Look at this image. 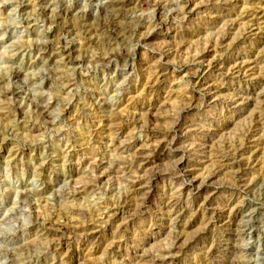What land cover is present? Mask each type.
Masks as SVG:
<instances>
[{"label":"rangeland","instance_id":"rangeland-1","mask_svg":"<svg viewBox=\"0 0 264 264\" xmlns=\"http://www.w3.org/2000/svg\"><path fill=\"white\" fill-rule=\"evenodd\" d=\"M107 2L0 0V264H264V0Z\"/></svg>","mask_w":264,"mask_h":264},{"label":"bare ground","instance_id":"bare-ground-1","mask_svg":"<svg viewBox=\"0 0 264 264\" xmlns=\"http://www.w3.org/2000/svg\"><path fill=\"white\" fill-rule=\"evenodd\" d=\"M127 1L128 0H108V2H107V5L108 6H106V7H114V8H116V7H123V6H125V4L127 3ZM186 9L188 8V7H185ZM107 9H110V8H107ZM108 12V11H107ZM259 14V13H258ZM160 21H159V19L154 23V28H157L158 27V23H159ZM161 23V22H160ZM255 26V25H254ZM251 28H253V27H251ZM147 29V28H146ZM230 29H231V26H230ZM250 29V28H249ZM262 28L260 27V28H256V29H252V31L253 32H255V31H257V30H261ZM250 31V30H249ZM248 31V32H249ZM150 35V34H149ZM143 38L144 39H146V38H148V35H144L143 36ZM143 38H141V39H143ZM204 60V59H203ZM215 60V59H214ZM219 63V60H215V61H213V63H211V65H210V63H209V68L210 67H214L215 65H217ZM219 65V64H218ZM240 66V65H239ZM208 68V69H209ZM239 67L238 66H234L231 70H229V74L230 75H236V74H239L240 73V71H237V70H239L238 69ZM209 91H212L211 89H208ZM210 93V92H209ZM156 118V117H155ZM236 151H238V150H236ZM247 152V149H240L236 154H234V155H230V156H228V157H230L228 160L229 161H231L232 163L230 164V165H228L227 167H225L226 169L229 167V168H233V166L234 165H236L237 163H235V160H236V157L239 155V154H245ZM233 154V153H232ZM135 157H136V159H137V162H139V163H141L142 165H144L147 161H149L150 160V157L149 156H145L144 155V153H143V151H142V149H139L136 153H135ZM255 161V160H254ZM101 166V165H100ZM99 167V166H98ZM223 169H224V167H222ZM225 170V169H224ZM221 172H223V170H218L217 171V173H216V175L218 176ZM185 173V171L182 173L183 175H185L184 174ZM213 178H215L214 176H213ZM210 179L211 178H209V181H207V183L206 184H204L206 187H208V186H210L211 184H210ZM141 182H142V179L141 178H138V179H135L134 181H132V183L130 184L131 185V189L133 190V194H137L138 193V191L136 190V189H134V188H136L138 185H140L141 184ZM190 185V184H189ZM192 187H194V185L192 184ZM176 199V198H175ZM175 199H171V201L169 202L170 203V206H172V207H174V206H176L177 205V203H176V201H175ZM257 201V200H256ZM264 202V201H263ZM168 203V204H169ZM250 204H252V203H250ZM255 204H252V206H254ZM257 207H258V209H257V211L258 212H262V213H264V203H260V204H258L257 205ZM263 217H264V214L262 215ZM262 218V217H261ZM250 225V224H249ZM262 228V227H261ZM56 230H54L56 233H58V232H62V231H65V230H67V226L66 225H63V226H58L57 228H55ZM264 229L262 230H260V228H255L254 230H252V228H251V230H250V232L248 233L250 236H251V239L252 238H256L255 240H256V242L254 241V249H250L251 251H255V249H257L256 250V252H258V254H260V253H264V249L262 248V246H260L259 245V243H261V241H260V236L261 235H259L258 237H257V235L258 234H263L264 235ZM176 239H177V242H179L180 240H181V238L180 237H176ZM250 239V238H249ZM259 242V243H258ZM264 247V246H263ZM262 248V249H261ZM250 250H245L247 253H249V252H251ZM262 251V252H261ZM260 252V253H259ZM137 259H140L141 261H146L147 259H149L148 257H146L145 255H138L137 256ZM157 261V260H156ZM148 262V261H147ZM159 262V264H160V261H158ZM163 262V261H162ZM161 262V263H162ZM155 264V263H154ZM248 264H251V262H248Z\"/></svg>","mask_w":264,"mask_h":264}]
</instances>
